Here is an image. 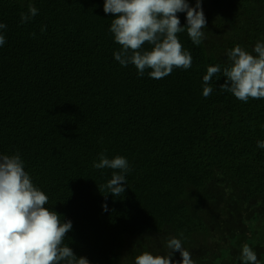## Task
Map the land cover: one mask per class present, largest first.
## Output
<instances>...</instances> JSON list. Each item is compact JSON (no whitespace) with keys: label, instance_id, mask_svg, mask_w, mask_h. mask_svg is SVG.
<instances>
[{"label":"trees","instance_id":"16d2710c","mask_svg":"<svg viewBox=\"0 0 264 264\" xmlns=\"http://www.w3.org/2000/svg\"><path fill=\"white\" fill-rule=\"evenodd\" d=\"M104 3L0 0V155L19 153L45 207L72 221L63 243L91 264H135L181 234L196 264H242L244 244L264 264V98L221 91L223 76L202 95L208 66L264 41V0H202L205 39L177 34L191 68L159 80L115 60ZM105 150L129 162L120 197L104 187L113 170L93 167Z\"/></svg>","mask_w":264,"mask_h":264},{"label":"clouds","instance_id":"9594fccd","mask_svg":"<svg viewBox=\"0 0 264 264\" xmlns=\"http://www.w3.org/2000/svg\"><path fill=\"white\" fill-rule=\"evenodd\" d=\"M104 12L113 14L110 32L121 48L114 51L116 61L122 66L134 64L138 76L146 69L153 79L170 75L173 68L189 69L192 55L185 50L178 39V33L187 30L194 45L205 39L207 18L203 12L202 0H105ZM177 13L186 14V25L181 26ZM38 9L28 6L20 13V23L30 22ZM7 24L0 22V30ZM46 31V25L41 32ZM35 37V33L32 34ZM148 42L151 50L142 46ZM6 43L0 31V46ZM227 61L207 67L203 76L202 95L207 98L213 92L214 78L225 77L219 86L241 101L249 98H264V41H257L251 52L237 44L226 53ZM257 147L264 149V140L257 141ZM105 152L99 154L96 169H111L112 176L104 185L114 197H120L127 185L126 173L131 169L123 156L108 158ZM48 196L34 186L25 171L24 161L19 155H0V264H91L86 256H77L71 247L64 244L66 233L72 230V221L62 220L56 211L45 207ZM107 199V195H105ZM108 210L107 203L102 205ZM167 252L152 254L142 252L135 257V264H196L190 250L181 238H166ZM179 252L182 259H172ZM242 264H259L256 251L248 244L240 250Z\"/></svg>","mask_w":264,"mask_h":264}]
</instances>
